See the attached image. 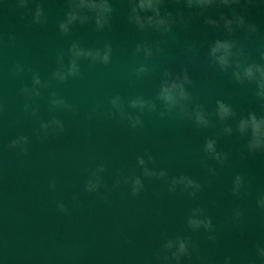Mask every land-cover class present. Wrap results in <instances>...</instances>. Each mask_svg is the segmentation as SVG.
I'll list each match as a JSON object with an SVG mask.
<instances>
[{"label": "water", "instance_id": "95a60500", "mask_svg": "<svg viewBox=\"0 0 264 264\" xmlns=\"http://www.w3.org/2000/svg\"><path fill=\"white\" fill-rule=\"evenodd\" d=\"M107 3L97 27L78 0H0V264H264V150L237 131L264 100L209 55L228 40L239 62L264 63V0H162L167 32L138 28L135 0ZM73 11L87 18L69 24ZM221 15L244 26L229 34ZM185 75L188 99L169 110L161 85Z\"/></svg>", "mask_w": 264, "mask_h": 264}, {"label": "clouds", "instance_id": "9594fccd", "mask_svg": "<svg viewBox=\"0 0 264 264\" xmlns=\"http://www.w3.org/2000/svg\"><path fill=\"white\" fill-rule=\"evenodd\" d=\"M239 0H185V6L188 8H198L207 9L214 5L230 7L233 4H238ZM162 6V0H135V4L131 8V19L135 22L138 28H153L157 31L163 30L167 32L169 30V24L171 21V16L166 15L161 17L159 9ZM77 7L82 10H87L95 15L97 27H102L108 22L110 6L107 0H78ZM140 13H151V15H146L143 18ZM41 13L39 10L36 12V17L39 19ZM87 17L78 16L76 12H69L67 16L68 23H72L76 20H84ZM220 19L224 20V28L229 34L232 33V25L235 24L237 28L244 26V20L239 16H234L232 20H226L223 15ZM208 24H214L213 21H207ZM67 24H61L60 29L62 32L67 31ZM248 30L251 32L255 31L254 26H249ZM235 47L234 43L228 40H216L214 45L209 50V55L212 57L213 61L219 66L221 71L228 68H233V77L237 83L249 85H254L256 88L255 95L260 100H264V63H241L239 58L244 54L243 52L237 51L233 53L232 49ZM139 51V49H137ZM146 54H149V50L145 49ZM75 56H93L94 59L98 58L101 62L107 63L109 59V52L105 51L103 56L99 53L93 55L92 53H86L81 51H74ZM260 60L264 62V54L261 55ZM231 61V62H230ZM76 65L72 63L69 69V75L76 74ZM140 71H143L141 69ZM63 80V77H60ZM188 83V78L185 75L183 79H174L171 82H165L160 88V99L168 106L169 110L176 108L188 99L187 94L184 90V85ZM115 103V102H113ZM140 108L144 107L142 102H133L132 107ZM264 107V105H262ZM195 122L197 125H206L207 120L202 112L199 110H194ZM216 115L220 120L228 119L234 116L233 110L230 106L217 101L216 104ZM139 123V121H136ZM226 131H231V129H226ZM237 131L243 135L249 137L248 140V150L259 151L264 150V115L257 116L254 113H249L246 118H240L237 124ZM205 151H214V142L208 141L205 145ZM142 163V161H141ZM150 174V173H146ZM191 182H189L190 184ZM239 180H237V184ZM136 187H139V181H136ZM189 227L196 229L203 225L206 229L209 224L207 221L189 220ZM166 247L171 248L172 245L168 244ZM187 251L186 245L180 243L178 250L173 254L175 259H179L181 255H184ZM261 258H264V251L260 253Z\"/></svg>", "mask_w": 264, "mask_h": 264}]
</instances>
